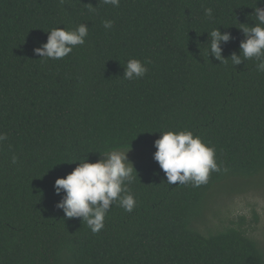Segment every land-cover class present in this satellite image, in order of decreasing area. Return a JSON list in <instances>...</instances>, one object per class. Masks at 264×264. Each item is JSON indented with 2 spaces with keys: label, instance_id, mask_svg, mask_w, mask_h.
Listing matches in <instances>:
<instances>
[{
  "label": "trees",
  "instance_id": "1",
  "mask_svg": "<svg viewBox=\"0 0 264 264\" xmlns=\"http://www.w3.org/2000/svg\"><path fill=\"white\" fill-rule=\"evenodd\" d=\"M257 6L264 0H0V264H264L242 226L198 228L223 184L264 175V73L251 60L207 58L217 28L234 37L224 57L240 53ZM80 24L89 36L67 57L34 54L45 32ZM129 59L150 61L142 79H122ZM165 131H192L221 171L200 187L167 184L154 160ZM115 148L142 150L129 185L137 205L113 204L93 234L56 208L55 181Z\"/></svg>",
  "mask_w": 264,
  "mask_h": 264
},
{
  "label": "clouds",
  "instance_id": "2",
  "mask_svg": "<svg viewBox=\"0 0 264 264\" xmlns=\"http://www.w3.org/2000/svg\"><path fill=\"white\" fill-rule=\"evenodd\" d=\"M103 3L120 6V0H103ZM253 10L255 26L240 29L244 34L239 45L240 53L233 52L229 58L224 57L222 46L232 42L234 37L230 32L222 33L217 28L207 33V43L210 40L208 60L214 57L224 65L231 61L236 67L251 60L255 62L256 71L264 73V8L257 6ZM204 13L209 20L214 18L212 8H206ZM113 26V21H103L105 29H112ZM45 33L48 34V42L35 48L34 54L41 57L40 60H60L71 54L76 46L86 43L89 28L87 24H80L72 30L59 27ZM148 63L150 61L129 59L122 79H142L148 73ZM7 140V134L0 133V145ZM154 146L157 149L154 160L166 174L169 185L188 182L192 187H200L208 183L211 172L221 171L215 148L206 146L192 131H165L155 140ZM128 153L122 148L106 151L100 154L97 162H89L87 158L66 177L58 178L54 189L61 200L56 208L62 210L68 219L82 218L83 225L86 224L93 234H99L105 228L106 216L113 204L126 212H133L137 201L129 185L135 182L137 171ZM16 162L17 157L13 156L12 163Z\"/></svg>",
  "mask_w": 264,
  "mask_h": 264
},
{
  "label": "rangeland",
  "instance_id": "3",
  "mask_svg": "<svg viewBox=\"0 0 264 264\" xmlns=\"http://www.w3.org/2000/svg\"><path fill=\"white\" fill-rule=\"evenodd\" d=\"M129 160L141 164L142 150H124ZM264 175L235 184L229 181L213 196L206 207V221L198 224L199 230L208 234L231 226L247 232L264 250ZM231 183V184H230ZM217 190V191H218Z\"/></svg>",
  "mask_w": 264,
  "mask_h": 264
}]
</instances>
